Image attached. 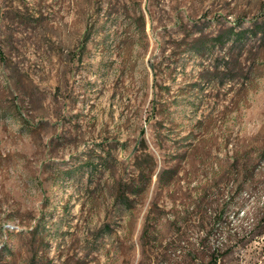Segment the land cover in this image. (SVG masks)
Listing matches in <instances>:
<instances>
[{"label":"rangeland","instance_id":"374dc122","mask_svg":"<svg viewBox=\"0 0 264 264\" xmlns=\"http://www.w3.org/2000/svg\"><path fill=\"white\" fill-rule=\"evenodd\" d=\"M262 18L0 0V264H264Z\"/></svg>","mask_w":264,"mask_h":264},{"label":"trees","instance_id":"16d2710c","mask_svg":"<svg viewBox=\"0 0 264 264\" xmlns=\"http://www.w3.org/2000/svg\"><path fill=\"white\" fill-rule=\"evenodd\" d=\"M251 30L253 31V33L256 35L257 33H260V36L264 39V18H262V20L259 23H255L252 27ZM231 32H233V29H231ZM246 31L244 32H236L235 34V39H239V36L241 35H246ZM264 151H262V155H263ZM161 181L160 176H159V182ZM124 196L122 194H120L118 196V200L123 199ZM128 199V198H127ZM129 201V200H128ZM264 209V208H263ZM260 224V228L264 229V217L259 221Z\"/></svg>","mask_w":264,"mask_h":264}]
</instances>
